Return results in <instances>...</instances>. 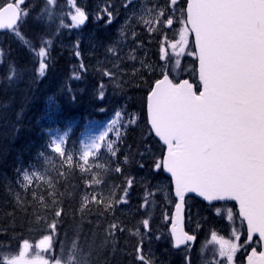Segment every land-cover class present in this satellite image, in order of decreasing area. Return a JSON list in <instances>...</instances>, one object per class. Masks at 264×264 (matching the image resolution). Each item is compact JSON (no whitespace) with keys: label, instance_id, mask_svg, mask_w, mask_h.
I'll use <instances>...</instances> for the list:
<instances>
[{"label":"trees","instance_id":"obj_1","mask_svg":"<svg viewBox=\"0 0 264 264\" xmlns=\"http://www.w3.org/2000/svg\"><path fill=\"white\" fill-rule=\"evenodd\" d=\"M73 1L89 17L80 30L81 35L84 33L79 43L80 58L74 54L80 33L72 38L69 46L66 40L62 45L68 30L62 22L71 24L68 14L72 5L68 0H55L56 15L51 17L40 14L43 7L49 5L47 0H25L22 8L27 16L20 34L0 35V55L3 56L0 62V245L12 255L22 244L43 242L49 235L52 249L46 256L52 261L132 264L140 243V237H135L132 230L141 228L147 213L154 216L157 207L162 205L157 200L156 207L152 204L141 207L144 203L142 184L149 177V173L144 174L148 168L146 150L154 144L146 122L145 98L149 85L159 77V70L166 63L160 60L162 42L166 41L163 46L171 57L167 44L173 37L165 30L163 34L149 35L137 29L134 22L123 37L132 47L130 53L115 49V58L108 49L118 22L108 26L107 17L97 20L96 16L106 5L113 11L124 6L126 0ZM158 1L160 4L161 0ZM132 31L137 34L133 41ZM46 40L50 43L45 44ZM136 42L140 43L139 47ZM41 46L48 53L43 77L38 72ZM26 60L29 68L23 72L21 68ZM168 66L174 68V63ZM105 72L111 75L106 76ZM182 75L190 76L189 73ZM101 91L103 98H100ZM117 111L121 112L119 118L115 115ZM109 112L114 114L113 122L99 142L103 150L100 169L80 175L75 174L73 168L65 171L63 177L51 176L50 182L36 179L29 184L23 180L22 174L31 171L34 161L50 150L48 132H58L65 141L92 136L110 119ZM132 118L135 122L129 123ZM109 143L113 144L116 156L108 150ZM154 156L156 153L151 155ZM141 163L143 168L139 166ZM117 166L123 169L121 173L115 172ZM129 177L135 181L130 203L114 204L109 210L105 207L109 195L112 194V200L122 196ZM93 178L101 184L92 182ZM93 195L104 199L94 201ZM86 196L89 202L84 205ZM58 210L62 215L55 218ZM199 218L206 219L204 214ZM54 219L59 223L52 231L49 225ZM113 223L119 224V228L110 236L108 229ZM149 247L154 248L153 245ZM152 252L161 264H169L176 257L172 251L157 247ZM190 256L193 264L200 263L198 252ZM178 263L183 264L182 261Z\"/></svg>","mask_w":264,"mask_h":264},{"label":"snow or ice","instance_id":"obj_2","mask_svg":"<svg viewBox=\"0 0 264 264\" xmlns=\"http://www.w3.org/2000/svg\"><path fill=\"white\" fill-rule=\"evenodd\" d=\"M53 3L54 0H47V4ZM68 3L73 4V0H68ZM24 4L25 0H0V29L20 34L18 25L27 16L22 8ZM177 5L178 0H171L173 12L177 10ZM73 6L75 13L71 15V24L62 22V26L69 31L83 27L89 19L85 10ZM178 10L184 27L179 31V39L167 44L172 50L171 57L167 56L163 46L166 41L162 42L160 60L166 63L161 66L159 77L149 85L146 97L150 130L166 146V151L154 161L153 171L169 174L174 191V212L164 216L165 220H171L172 246L179 248L184 245L187 248L196 239L195 235L184 232L182 227L186 208L190 212L189 194H195L209 203L235 201L239 205V215L247 222L245 244L264 247V0H186V7ZM164 16L165 9L161 8L156 20L162 22L161 17ZM96 19L111 24V6L101 8ZM166 23L171 26L173 19L168 17ZM189 33L194 36L193 45H189ZM79 43L77 40L74 45L77 58L81 56ZM188 48L191 50L186 51ZM108 51L115 54L113 48ZM47 55L46 48L41 46L38 51L41 58L38 64L40 77L46 74ZM183 55L198 61V83L188 79L178 80L174 75L175 68H169V63L178 68V57ZM131 58L135 59V56ZM81 68L84 69L83 64ZM104 75L111 73L105 72ZM103 95L101 91L100 98ZM115 115L119 118L121 112L117 111ZM134 122V118L129 120V123ZM98 139L103 140L104 135ZM64 143L63 137L59 142L52 140V150L64 155ZM87 147L99 148L100 145L93 141ZM108 150L113 156L117 155L113 144H108ZM89 154V151L83 153L85 163ZM71 159L69 156V162ZM139 166L143 168L144 164ZM122 171L120 166L115 168L116 173ZM22 178L32 183L27 172L22 174ZM92 182L101 184L95 178ZM126 183L123 196L112 200V194L109 195L105 204L109 210L114 204L128 202L127 194L135 181L129 177ZM152 195L146 188L141 207L149 203ZM101 199L104 197L92 196L94 201ZM88 202L86 196L84 205ZM61 215L59 210L54 213L55 218ZM58 223L59 220L54 219L49 225L52 231ZM141 223L144 232L149 233L150 221L143 219ZM118 228L119 224H111L109 235ZM233 235L236 240L240 239L239 235ZM254 236H258V240H254ZM212 240L219 245L218 255L226 257L228 264H232L238 250L237 243L218 238L215 232ZM44 241L40 246L50 245V236L46 235ZM135 254L141 264H151L143 252V239ZM16 260V257L5 258L4 264H16ZM185 261L191 264L187 256ZM247 264H264V250L258 252L256 247H252Z\"/></svg>","mask_w":264,"mask_h":264},{"label":"rangeland","instance_id":"obj_3","mask_svg":"<svg viewBox=\"0 0 264 264\" xmlns=\"http://www.w3.org/2000/svg\"><path fill=\"white\" fill-rule=\"evenodd\" d=\"M150 1L151 0H135L132 4H130L128 6V8H127L126 11L124 9V11L122 12V14H121L120 9H119V11L114 12V13L121 14L120 15V18H119V21L122 22V23H124V24H126V25H130L131 22H133V23L134 22H138V26H140L142 29L146 30V32L149 35L150 34H153V33H157L158 30L163 25H166V28L168 30H171V31L172 30H175V26L177 25L176 31H178V35H177L176 38L179 39V31H180V29L182 27L180 25L181 15H180V12H179L178 9L181 8V7L177 8V10L175 12H173V11H169L167 13L165 12V16L164 17H161V21L162 22H158L156 20V15L159 13L160 10H158L157 7L154 8V6H157V5H155L153 2L150 3ZM155 1H157V0H155ZM166 1L167 0H161L160 2H163L165 4ZM178 6H179V4L176 7H178ZM70 15H72V14H70ZM168 17H171L173 19V24L171 26L167 25V23H166V19ZM146 21H150L151 23H146ZM131 25H130V27H131ZM68 37L69 36H67V38ZM111 42H112V44H114L115 43V40H110V43ZM119 44H121V41L120 40H119V42H116L114 44V48H116L117 46H119ZM184 63H186V62L184 61ZM28 68H29V65H28V62L26 60L22 64V68L21 69H22L23 72H25V70H27ZM87 146H89L88 143H86L85 150L84 151H87V149H88ZM229 213L230 212H226L227 216H229ZM193 214L194 213L191 212L190 215H189V218L191 220H193V216H192ZM209 218L212 219V217H210V216H209ZM189 224H190V222H189ZM190 228L191 229H194V227L192 225H190ZM198 229L201 230L200 231V235H199L200 236L199 245H200V242L203 243L204 241H207L208 240L206 243H204L205 245H207V249H209L208 246H210V247L212 246L213 248L216 247L217 251H219V245L217 243L213 242V240H212V234L214 232L216 233L214 222H212V221L205 222L204 225L201 228H198ZM216 235H217V233H216ZM217 237H218V235H217ZM39 245H41V244H39ZM44 246L45 245H43V247ZM37 249L40 251L41 246H38ZM27 250H28V247L27 246H22L21 252H20L19 256L17 257L16 264H32L30 262H26L25 259H24V256H25ZM202 253L205 254L206 251H204ZM217 256H218V258H223V257H220L218 255V252H217ZM217 264H222V263H217Z\"/></svg>","mask_w":264,"mask_h":264},{"label":"bare ground","instance_id":"obj_4","mask_svg":"<svg viewBox=\"0 0 264 264\" xmlns=\"http://www.w3.org/2000/svg\"><path fill=\"white\" fill-rule=\"evenodd\" d=\"M62 48V47H61ZM19 101H21V100H19ZM21 106V105H20ZM1 172V171H0ZM2 173V172H1ZM5 173V172H4ZM6 181V180H5ZM81 182V181H80ZM100 188V187H99ZM59 196V195H58ZM17 206V205H16ZM29 224V223H28ZM24 226V225H23Z\"/></svg>","mask_w":264,"mask_h":264},{"label":"water","instance_id":"obj_5","mask_svg":"<svg viewBox=\"0 0 264 264\" xmlns=\"http://www.w3.org/2000/svg\"><path fill=\"white\" fill-rule=\"evenodd\" d=\"M194 37V36H193ZM151 127V126H150ZM154 136H155V134H154ZM157 139H158V137H156ZM159 140V139H158Z\"/></svg>","mask_w":264,"mask_h":264}]
</instances>
